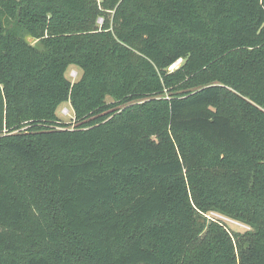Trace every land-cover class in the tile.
I'll return each mask as SVG.
<instances>
[{
  "label": "trees",
  "instance_id": "16d2710c",
  "mask_svg": "<svg viewBox=\"0 0 264 264\" xmlns=\"http://www.w3.org/2000/svg\"><path fill=\"white\" fill-rule=\"evenodd\" d=\"M0 264H264V0H0Z\"/></svg>",
  "mask_w": 264,
  "mask_h": 264
},
{
  "label": "rangeland",
  "instance_id": "374dc122",
  "mask_svg": "<svg viewBox=\"0 0 264 264\" xmlns=\"http://www.w3.org/2000/svg\"><path fill=\"white\" fill-rule=\"evenodd\" d=\"M97 1H100V0H97ZM97 23L98 24L101 23V20L98 19ZM25 38H26V40L32 42V44H35L36 46L41 47L39 42L33 41L29 36H26ZM66 75L70 80H75L79 77L80 71L74 65L70 64L68 66V70H67ZM57 114L61 119L65 120V121L72 120V118H73V113H72V110H71L69 103H62L57 109ZM205 217L207 219L215 218V219L220 220L221 222L224 223V225L226 226V228L230 232L244 231V230L249 229L248 226L243 225L242 223L236 222L234 220H231V219H229L223 215H220L218 213H215V212L208 213L205 215Z\"/></svg>",
  "mask_w": 264,
  "mask_h": 264
},
{
  "label": "built area",
  "instance_id": "2783aa9c",
  "mask_svg": "<svg viewBox=\"0 0 264 264\" xmlns=\"http://www.w3.org/2000/svg\"><path fill=\"white\" fill-rule=\"evenodd\" d=\"M181 62H182V59H178V60H176L174 63H172V64L169 66V69H170V70H173V69L177 68V67L180 65Z\"/></svg>",
  "mask_w": 264,
  "mask_h": 264
}]
</instances>
